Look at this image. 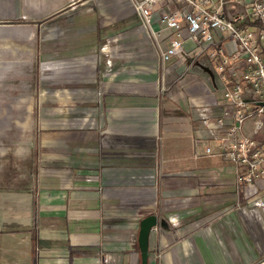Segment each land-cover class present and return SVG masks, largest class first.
Masks as SVG:
<instances>
[{
  "label": "crops",
  "instance_id": "0c3cea01",
  "mask_svg": "<svg viewBox=\"0 0 264 264\" xmlns=\"http://www.w3.org/2000/svg\"><path fill=\"white\" fill-rule=\"evenodd\" d=\"M178 9H152L161 49L170 32L154 20ZM180 37L161 64L130 0H0L2 74L23 70L27 44L41 59L43 43L50 58L83 60L87 76L67 89L66 122L37 133L51 141L39 180L0 182V264H140L138 222L149 214L164 226L148 233L146 264H264V210L251 206L262 192L203 154L229 139L231 120L215 123L227 106L221 77ZM214 41L235 53L225 35Z\"/></svg>",
  "mask_w": 264,
  "mask_h": 264
},
{
  "label": "built area",
  "instance_id": "2783aa9c",
  "mask_svg": "<svg viewBox=\"0 0 264 264\" xmlns=\"http://www.w3.org/2000/svg\"><path fill=\"white\" fill-rule=\"evenodd\" d=\"M161 1L130 0V3L155 42L161 64L180 51L183 30L198 55L206 53L215 62V70L221 77V95L227 103L215 123L222 127L224 119L231 120L226 128L229 139L220 141L216 153L203 147V154L230 164L236 185L257 184L262 195L254 197L251 206L264 210V0H168L177 3L179 9L174 13L160 12L154 20L170 32L164 49L157 44L159 31L151 28L152 9ZM215 34H223L232 41L235 53L227 56L220 45L214 46ZM237 59L241 62L240 71L228 70L229 61ZM251 117L256 120L246 136L242 125Z\"/></svg>",
  "mask_w": 264,
  "mask_h": 264
},
{
  "label": "rangeland",
  "instance_id": "374dc122",
  "mask_svg": "<svg viewBox=\"0 0 264 264\" xmlns=\"http://www.w3.org/2000/svg\"><path fill=\"white\" fill-rule=\"evenodd\" d=\"M28 46L25 56L21 57L26 65L23 70L17 67L10 70L19 74L4 75L0 72V182H12V185H3L10 189L19 182L25 188H30L32 186L29 184L39 180L42 173L40 166L49 159L51 141L48 138L39 140L37 133L66 122L71 100V93L67 89L73 83L81 84L85 79L83 77L87 78L82 75L83 60L50 58L48 54L56 49L43 43L40 59L38 51L35 56L33 48ZM7 60L12 59L8 57L3 61ZM255 120V117H251L244 121V135L249 136V129ZM58 144L60 147L61 141ZM192 183V179L187 180V186ZM250 193L245 195L252 196Z\"/></svg>",
  "mask_w": 264,
  "mask_h": 264
},
{
  "label": "water",
  "instance_id": "95a60500",
  "mask_svg": "<svg viewBox=\"0 0 264 264\" xmlns=\"http://www.w3.org/2000/svg\"><path fill=\"white\" fill-rule=\"evenodd\" d=\"M163 227L164 221L158 220L155 214H149L138 222V231L136 237L137 249L139 252L140 264H146L147 260V238L149 231L156 227Z\"/></svg>",
  "mask_w": 264,
  "mask_h": 264
}]
</instances>
